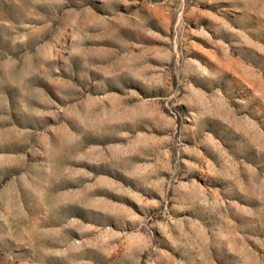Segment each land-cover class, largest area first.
Returning a JSON list of instances; mask_svg holds the SVG:
<instances>
[{
    "label": "rangeland",
    "instance_id": "1",
    "mask_svg": "<svg viewBox=\"0 0 264 264\" xmlns=\"http://www.w3.org/2000/svg\"><path fill=\"white\" fill-rule=\"evenodd\" d=\"M0 264H264V0H0Z\"/></svg>",
    "mask_w": 264,
    "mask_h": 264
}]
</instances>
